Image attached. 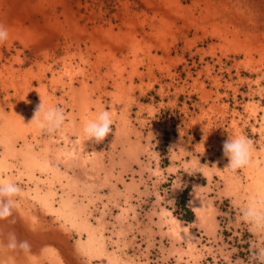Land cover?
<instances>
[{"label":"rangeland","instance_id":"rangeland-1","mask_svg":"<svg viewBox=\"0 0 264 264\" xmlns=\"http://www.w3.org/2000/svg\"><path fill=\"white\" fill-rule=\"evenodd\" d=\"M0 24V181L22 189L0 244L10 232L31 244L0 247V264H255L264 229L241 215L264 205V0H0ZM41 99L65 113L52 133L31 122ZM102 110L112 131L97 142L83 129ZM182 133L236 193L217 201L216 239L142 258L105 228L121 211L107 205L103 167L166 156ZM229 134L252 141L249 166L225 168Z\"/></svg>","mask_w":264,"mask_h":264},{"label":"crops","instance_id":"crops-1","mask_svg":"<svg viewBox=\"0 0 264 264\" xmlns=\"http://www.w3.org/2000/svg\"><path fill=\"white\" fill-rule=\"evenodd\" d=\"M167 148L166 156L151 152L141 158L134 154L124 168L116 167L114 162L103 167L101 184L106 190L107 205L121 211L106 221L105 228L113 243L133 244V250L142 248V258L157 248L163 249L168 259H174L186 252L194 253L202 240L216 239L220 227L217 201L236 193L233 177L221 173L222 182L214 181L219 178L218 168L203 160L198 142L182 133ZM165 182L169 183L167 194L163 192ZM194 195L202 204L198 198L194 205L189 203ZM237 205L240 207L239 202ZM184 210L188 221L182 218Z\"/></svg>","mask_w":264,"mask_h":264},{"label":"clouds","instance_id":"clouds-1","mask_svg":"<svg viewBox=\"0 0 264 264\" xmlns=\"http://www.w3.org/2000/svg\"><path fill=\"white\" fill-rule=\"evenodd\" d=\"M9 38V31L0 24V42H4ZM65 121V113L59 107H46L44 101L38 103L33 112L31 122H35L37 127L46 129L52 133L61 128ZM112 118L107 110L100 111L95 119L88 120L84 126V133L87 137L95 139L97 142L103 141L112 131ZM223 156L228 159L225 166L227 169L233 171L249 166L252 163V141L243 135L229 134L228 138L222 144ZM196 186L193 188L195 193ZM22 189L16 183L11 181H0V220L6 219L13 215V209L16 207V200L14 197L21 195ZM199 196L194 195V199L190 201L192 205L195 204ZM241 218L257 228L264 229V205L259 202H251L242 209ZM190 235V234H185ZM0 247H6L11 250H20L23 252H30L31 244L28 240H20L14 232L8 234L6 244H0ZM250 256L255 264H264V247H256L250 245Z\"/></svg>","mask_w":264,"mask_h":264},{"label":"trees","instance_id":"trees-1","mask_svg":"<svg viewBox=\"0 0 264 264\" xmlns=\"http://www.w3.org/2000/svg\"><path fill=\"white\" fill-rule=\"evenodd\" d=\"M186 196H187V191H185L184 192V194H183V196H182V198H181V200L183 201V203L185 202V200H186ZM185 211V216H183L182 218H183V220H185V221H188V219H189V216H188V212H186V210H184Z\"/></svg>","mask_w":264,"mask_h":264}]
</instances>
